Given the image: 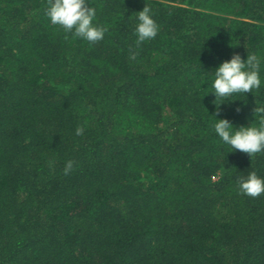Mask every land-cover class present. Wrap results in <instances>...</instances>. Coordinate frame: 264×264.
I'll return each mask as SVG.
<instances>
[{"label":"trees","instance_id":"16d2710c","mask_svg":"<svg viewBox=\"0 0 264 264\" xmlns=\"http://www.w3.org/2000/svg\"><path fill=\"white\" fill-rule=\"evenodd\" d=\"M47 2L0 0V264H264V195L236 183L264 154L219 140L207 93L264 55V0H89L95 44ZM144 4L159 32L137 47ZM233 98L218 118L247 124L257 97Z\"/></svg>","mask_w":264,"mask_h":264},{"label":"clouds","instance_id":"9594fccd","mask_svg":"<svg viewBox=\"0 0 264 264\" xmlns=\"http://www.w3.org/2000/svg\"><path fill=\"white\" fill-rule=\"evenodd\" d=\"M136 45L154 39L159 32V24L154 18L150 5L144 4L142 10L135 12ZM46 16L52 25L59 26L65 33H71L74 38L95 44L104 39L107 27L96 23V8L89 0H48ZM237 45V44H236ZM235 46V45H233ZM135 59V53L131 54ZM264 55L256 52L248 53L242 59L238 53L231 55L217 65L211 74V92L215 99L216 113L212 114L215 121L212 131L219 140L230 147L231 151L238 150L253 158L257 154H264V99L259 97L264 90ZM251 92L257 97L252 109V119L247 124L236 126L227 118H218V111L222 104L231 103L233 98ZM237 107L236 111H239ZM83 128L76 129V135H81ZM73 168V161L65 164L64 173L67 175ZM238 190L241 194L252 198L264 195V176L256 171H249L246 175L236 178Z\"/></svg>","mask_w":264,"mask_h":264}]
</instances>
